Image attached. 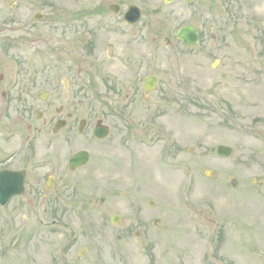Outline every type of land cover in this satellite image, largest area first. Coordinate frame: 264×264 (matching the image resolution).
Masks as SVG:
<instances>
[{"label": "rangeland", "instance_id": "rangeland-1", "mask_svg": "<svg viewBox=\"0 0 264 264\" xmlns=\"http://www.w3.org/2000/svg\"><path fill=\"white\" fill-rule=\"evenodd\" d=\"M130 4L142 10L138 28L115 19ZM57 17L77 18L76 35L82 22L103 25L99 48L106 61L114 49L108 73L121 76L117 87L96 77L89 91L71 61L53 67L61 93L75 86L77 100L88 92L94 101L77 105L91 124L60 132L59 178L47 199L36 190L0 205V264H264V0H0V72L35 79L49 60L41 32L53 35ZM117 22L123 29L111 32ZM186 24L199 31L195 46L175 38ZM56 36L60 45L72 40ZM151 73L159 83L145 96ZM97 117L111 126L103 140L93 135ZM219 144L232 155L218 156ZM82 148L89 162L70 170Z\"/></svg>", "mask_w": 264, "mask_h": 264}, {"label": "flooded vegetation", "instance_id": "flooded-vegetation-1", "mask_svg": "<svg viewBox=\"0 0 264 264\" xmlns=\"http://www.w3.org/2000/svg\"><path fill=\"white\" fill-rule=\"evenodd\" d=\"M76 19L55 18L54 23L58 26L54 27L53 35H49L50 29H43L41 32L44 38L42 42L44 45L43 53L49 60L39 66V70L36 71V76H34L35 79H26L25 74L21 71L20 74L19 72L14 74V71H10L9 77L0 72V171H21L25 175L24 193L13 196L11 201L16 197H24L25 193H35L36 190H41L42 197L47 199L58 183L56 173L59 172L61 164L60 132L68 128L71 131L79 122L78 128L83 134L91 124L89 121V119H92L91 113H85L81 116L77 113V110H79L77 105L87 104L88 102L93 103L94 101H88V92L85 93L83 98L77 100L74 85V90L70 94L68 92L61 93L59 91L61 85L60 75L52 70L53 67L57 69L60 68L62 61H71L70 68L77 67L78 74L82 76H79L80 88L82 84H85L89 91L92 89L90 84L96 77L102 81L105 80L109 84L107 86L116 82L117 87L120 80V73H108L110 72L109 65L116 62L115 55H113L114 49H111L112 52L106 55L108 60L106 61L99 48L98 39L102 33L101 31L105 30L104 26L99 25V27L93 28L91 25H87V22H82V31L79 35H76L74 32ZM115 19L124 21L123 16H117ZM117 23L119 24L111 25V32L115 29H123L124 25L120 22ZM131 26L138 28L137 24ZM69 28H74V37L69 34ZM58 29L63 35L68 33V38L72 40L65 41L64 44L61 43L60 45V40L56 36ZM136 33H138V29H136ZM77 37H80L79 44L81 48L76 46L74 39ZM66 43L68 48L65 46ZM11 44L10 38H5L3 44L1 43L5 52L11 49ZM74 53L76 55L80 54V58H73ZM64 54L72 59L64 58ZM87 61L90 65L85 68L84 63ZM138 63L139 60L135 62L136 65ZM47 69L50 70L46 73ZM130 75L131 72L129 77ZM72 78L65 77L63 81L64 88H70L68 85L71 84ZM130 78L133 81L137 76L133 74ZM41 81L43 85L35 90V87ZM145 96L148 95L145 93ZM125 98L134 99L136 96H130L129 93H126ZM85 110L87 109L85 108ZM60 119H65L66 125L54 132V127ZM99 119H101V123L107 124L105 118L97 117L96 120ZM81 123L82 128L80 129ZM64 136V141L72 140L69 134ZM49 183L52 184L50 188H48ZM29 184L31 192L27 191Z\"/></svg>", "mask_w": 264, "mask_h": 264}, {"label": "water", "instance_id": "water-1", "mask_svg": "<svg viewBox=\"0 0 264 264\" xmlns=\"http://www.w3.org/2000/svg\"><path fill=\"white\" fill-rule=\"evenodd\" d=\"M170 1L172 0H166V2H170ZM187 1H193V0H187ZM111 8L114 9L115 11L119 9L118 5H112ZM40 16L41 14L35 15V17H40ZM124 16L130 23H134L141 16L140 8L135 4H131L129 5L128 10L125 12ZM176 38L182 39L184 42H186L189 45H194L198 42V33L191 24H187L179 29V31L176 33ZM164 40H167L169 42L167 37H165ZM156 82H157V77L150 76L149 78L146 79L145 89L147 91L152 90L155 87ZM61 126H63V123L59 122L57 128ZM107 134H108V130L106 128H102V127L96 128L95 135L98 138H105ZM232 151H233L232 147L224 144H220L217 149L218 154L223 157L230 156L232 154ZM88 159H89V153L87 151L84 150L78 151L70 159L69 167L70 169L74 170L86 164ZM13 174L17 175L16 173ZM20 188H22V180L20 179L19 176L12 179L10 172L0 173V197L2 203H5L12 193L14 194L21 192ZM118 220H119V216L114 215L113 222L116 223L118 222Z\"/></svg>", "mask_w": 264, "mask_h": 264}]
</instances>
